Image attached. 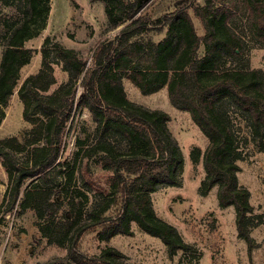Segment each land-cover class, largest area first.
<instances>
[{
	"label": "trees",
	"instance_id": "1",
	"mask_svg": "<svg viewBox=\"0 0 264 264\" xmlns=\"http://www.w3.org/2000/svg\"><path fill=\"white\" fill-rule=\"evenodd\" d=\"M2 1L10 4L11 0ZM20 1L23 7L18 9L24 16L9 27L0 61V125L19 85L21 69L34 55L24 45L38 32L32 31V21L42 12L40 29L51 10L50 0ZM101 1L109 18L106 31L127 23L99 43L90 64L80 49L55 42V58L69 78L49 92L56 77L55 61L50 59L51 37H47L41 68L18 88L23 116L32 126L23 139H0V163L8 178L3 200L8 202L6 211L31 209L42 220L60 209L63 200L58 195L63 194L73 216L61 225L51 221L40 226L50 243L64 245L70 240L69 254L57 259L59 264H129L126 254L112 245L100 254L84 252L80 238L90 229L98 230L100 239L106 241L118 234L133 235L132 222L159 237L171 257L194 249L175 225L156 213L151 198L162 186L181 185L185 159L168 126L171 116L163 109L130 100L123 81L127 77L143 94L166 87L171 103L188 111L207 136L204 152L199 146L191 150L192 161L203 159L206 171L201 194L218 186L220 206H234L238 235L253 248L250 229L263 223L264 215L252 221L251 192L239 181L238 161L243 153L233 115L242 116L264 150V71L241 62L228 63L244 55L247 37L264 48V0H205L204 4L175 0L174 9L157 17L146 6L150 0ZM116 9L124 18L116 16ZM191 9L202 21V36ZM164 29L166 35L160 40L149 35ZM79 81L82 90L77 94ZM83 108L90 112L100 138L88 141L77 136L74 156L63 160L69 122ZM104 171L110 173L112 191L101 183ZM74 178L100 196L91 207L85 190L75 187V194L69 191ZM113 205L118 210L107 214Z\"/></svg>",
	"mask_w": 264,
	"mask_h": 264
},
{
	"label": "rangeland",
	"instance_id": "2",
	"mask_svg": "<svg viewBox=\"0 0 264 264\" xmlns=\"http://www.w3.org/2000/svg\"><path fill=\"white\" fill-rule=\"evenodd\" d=\"M174 1L150 0L146 6L151 15L157 17L174 9ZM196 2L204 4L205 0ZM50 4L51 10L43 27L39 29L43 18L42 12L32 21V31L38 32L24 45L31 48L34 55L31 62L21 69L19 85L6 107V117L0 125V139L8 136L23 139L25 132L32 126L23 116L24 103L19 97L18 88L29 75L37 73L41 68V50L47 37H51L50 59L55 61L53 68L56 82L49 90L52 92L69 78L62 62L55 58L53 49L55 42L65 47L80 49L90 64L99 43L109 36H114L120 27L127 23L106 31L109 18L105 4L101 0H50ZM22 5L20 0H11L10 4L0 0V61L9 27L24 16L23 11L18 9L20 6L23 7ZM41 5H44V2ZM190 12L198 33L204 35L205 29L201 19L193 9ZM115 13L118 18H124V13L120 9H116ZM239 21L238 25L241 24ZM166 31V29L161 32L153 31L149 35L157 41L166 35ZM203 52L204 48L201 47L200 54ZM240 62L264 71V48L247 37L244 55L238 60H229L228 64ZM123 81L130 100L149 108L163 109L171 116L168 126L178 139L185 159L181 185L162 186L151 194V198L156 213L175 225L183 239L192 244L194 249L187 252L179 251L177 255L171 257L165 243L159 237L143 231L136 222H132L133 235L118 234L109 241L101 240L99 231L90 229L80 238L81 249L89 254H100L104 247L112 245L126 254L129 264H264V222L251 227L254 247L250 249L247 241L238 235L234 206H220L218 186H214L206 195L201 194L200 187L206 171L203 159L198 163L192 161L191 150L201 145L200 148L204 152V140L209 142V139L192 120L190 113L176 108L171 103L166 87L155 93L143 94L127 77ZM81 90L79 81L77 94H80ZM233 116L241 134L240 149L243 153L242 159L238 161L241 166L239 181L251 192V203L255 206L252 221L256 223L260 219L259 216L264 215V150L259 148L257 140L251 136L242 116L238 113H234ZM79 135L88 141H97L100 138L96 124L86 108L76 110L69 122L66 143L62 151L63 160L74 156ZM0 177L3 180L0 185V264H59L56 260L69 254L70 240H66L64 245L50 243L48 237L42 234L40 226L48 225L51 221L61 225L71 218L74 211L68 200L63 194H59L58 199L63 200L60 209L56 212L51 211L42 220H39L35 211L31 209L20 212L16 207L12 211H6L8 202L3 203V200L8 178L1 163ZM101 183L112 191L110 173L101 172ZM75 187L89 194L88 207L100 197L93 190L89 191L81 182H76L74 178L69 189L73 194ZM83 203L84 200L81 201V205ZM117 210L113 205L106 213L113 214Z\"/></svg>",
	"mask_w": 264,
	"mask_h": 264
},
{
	"label": "crops",
	"instance_id": "3",
	"mask_svg": "<svg viewBox=\"0 0 264 264\" xmlns=\"http://www.w3.org/2000/svg\"><path fill=\"white\" fill-rule=\"evenodd\" d=\"M204 141H205V142H204V150H205L206 147L208 146V143H209V142H208L206 139H205ZM200 147H202V146L200 145Z\"/></svg>",
	"mask_w": 264,
	"mask_h": 264
},
{
	"label": "water",
	"instance_id": "4",
	"mask_svg": "<svg viewBox=\"0 0 264 264\" xmlns=\"http://www.w3.org/2000/svg\"><path fill=\"white\" fill-rule=\"evenodd\" d=\"M123 26H121L120 28H122Z\"/></svg>",
	"mask_w": 264,
	"mask_h": 264
}]
</instances>
